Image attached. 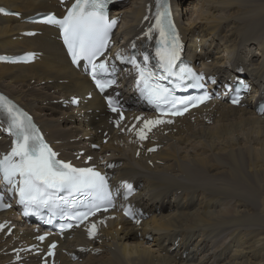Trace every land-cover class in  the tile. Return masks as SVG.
Masks as SVG:
<instances>
[{
    "label": "bare ground",
    "instance_id": "1",
    "mask_svg": "<svg viewBox=\"0 0 264 264\" xmlns=\"http://www.w3.org/2000/svg\"><path fill=\"white\" fill-rule=\"evenodd\" d=\"M147 2L127 0L120 5L118 12L130 38L140 34ZM185 2L174 0V6L189 44L188 56L221 79L236 76L240 66L245 68L258 94L248 99L246 108L227 104L215 108L211 126L205 125L210 115L183 121L182 127H175L177 133L162 138L163 149L149 158L155 167L145 158L136 160L133 147L131 152L113 142L102 145L103 154L111 153V159L123 163L115 172L116 180L142 185L134 202L143 209L145 205L151 217L142 225L141 238L128 221L111 224L107 242L99 246L104 253L82 256V263L73 264H264V116L256 115V106L264 98V0H193L189 7H184ZM2 6L26 17L58 9L56 0H0ZM36 28L43 31L42 36L21 38V32ZM55 35L50 28L0 17L3 53L44 54L35 65H0V90L33 113L49 139L61 142L57 148L64 149L62 156L71 159L72 153L65 149L78 152L86 147L84 138L94 133L88 132L89 127L102 142L98 130L107 126V120L93 115L86 126L74 113L72 117L53 103L85 96L92 89L88 78L71 66ZM197 43L202 45L199 54L195 53ZM253 46L257 53L251 50ZM97 98L99 106L94 110L104 111L102 98ZM79 137L82 140L73 141ZM6 218L9 214L0 215V224ZM120 225L122 230H118ZM77 238L66 240L61 249L85 242L82 233ZM11 241L0 237V251ZM9 260L10 256L0 254V264Z\"/></svg>",
    "mask_w": 264,
    "mask_h": 264
},
{
    "label": "rangeland",
    "instance_id": "2",
    "mask_svg": "<svg viewBox=\"0 0 264 264\" xmlns=\"http://www.w3.org/2000/svg\"><path fill=\"white\" fill-rule=\"evenodd\" d=\"M192 1H193V0H188L187 3H188V2H192ZM126 2H127V1H126ZM126 2H124V3H122V4H125ZM185 6H187L186 2H185L184 7H185ZM209 61H211V63H212V58H211ZM143 207H144V209H145V205H144Z\"/></svg>",
    "mask_w": 264,
    "mask_h": 264
}]
</instances>
